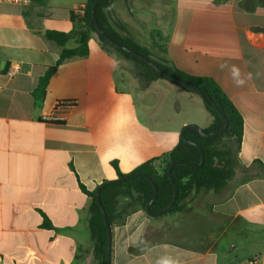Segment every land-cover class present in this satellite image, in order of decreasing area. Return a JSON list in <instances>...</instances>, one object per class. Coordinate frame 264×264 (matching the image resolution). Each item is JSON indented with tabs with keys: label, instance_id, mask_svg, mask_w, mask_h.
I'll use <instances>...</instances> for the list:
<instances>
[{
	"label": "crops",
	"instance_id": "0c3cea01",
	"mask_svg": "<svg viewBox=\"0 0 264 264\" xmlns=\"http://www.w3.org/2000/svg\"><path fill=\"white\" fill-rule=\"evenodd\" d=\"M87 1L0 2V264H93L91 198L81 185L92 192L117 179L112 162L129 174L174 149L186 125L213 122L200 96L163 80L145 85L135 64L108 55L96 34L89 55L62 63L36 105L33 91L60 56L45 33H69L70 12ZM261 3H112L129 35L156 48L155 59L219 84L244 119L245 166L264 163ZM59 101L75 105L61 121H44ZM246 179L238 171L221 192L192 196L170 222L132 214L114 229L112 264H264V178Z\"/></svg>",
	"mask_w": 264,
	"mask_h": 264
},
{
	"label": "trees",
	"instance_id": "16d2710c",
	"mask_svg": "<svg viewBox=\"0 0 264 264\" xmlns=\"http://www.w3.org/2000/svg\"><path fill=\"white\" fill-rule=\"evenodd\" d=\"M32 1L40 5H45L46 3V0ZM261 1V4L264 5V0ZM93 2L94 0H88L83 8L70 12V20L73 28L69 33L58 31H47L45 33L46 39L59 47L60 56L56 65L50 67L40 78L37 88L33 91L32 95L36 105L43 104L50 80L62 63L74 58H85L89 55V43L94 34L98 35L100 45L108 55L115 59L124 58L132 61L137 67L138 74L145 85H149L156 80H163L185 92L200 96L197 92L165 78L142 59L117 48L101 36L92 19ZM112 3L113 0H101L97 6L96 18L101 28L114 41L150 59L165 72L200 88L207 101L215 104L228 121L226 132L215 137L206 138L202 137L195 129L187 130L186 137L202 147L205 159L197 167L174 166L172 173L179 193L175 204L168 213L173 214L182 211L186 207L187 201L202 191L221 192L235 178L238 171L247 175L246 180L264 178V163L262 161L256 160L250 166H245L240 161L239 153L244 136V119L219 84L210 77H201L186 73L166 59H155L151 50L135 41L129 35L127 26L115 18ZM242 6L249 11H254V8L249 7L246 2H243ZM71 41H75V48H67V44ZM205 108L213 117L212 125L207 130H220L224 126L221 115L206 104ZM200 158V151L195 146L181 140L171 151L144 162L131 172L148 174L158 185L159 194L156 202L151 207L152 212H161L170 203L174 195V187L168 177V167L171 162L180 160L188 163H198ZM112 166L116 171L117 179L128 175L120 170L118 162H112ZM107 182L109 181L105 183ZM81 188L91 198L89 230L93 241V264H107V230L95 196L97 189L90 192L83 185H81ZM153 195L154 188L152 184L142 177L107 186L101 191L102 205L107 214L112 231V258L114 254V229L126 224L128 217L139 211L148 216L146 206L152 200ZM45 226L50 227V224L46 223ZM144 248L145 245L141 250ZM130 251L133 252V249H130Z\"/></svg>",
	"mask_w": 264,
	"mask_h": 264
},
{
	"label": "water",
	"instance_id": "95a60500",
	"mask_svg": "<svg viewBox=\"0 0 264 264\" xmlns=\"http://www.w3.org/2000/svg\"><path fill=\"white\" fill-rule=\"evenodd\" d=\"M100 1L101 0H94V2H93V5H92V19L94 21V24H95L97 30H98V33L101 36H103L108 41H110L112 44H114L117 48L122 49L123 51H126V52H128V53H130V54L142 59L145 63L150 65L154 70H156L158 73L163 75L165 78H167V79H169V80H171L173 82L179 83L180 85L197 92L201 96V98L204 101V103L208 107H210L211 109H214L216 112H218L221 115V117H222V119L224 121V126L218 131H209L207 129L201 128V127H199L197 125H194V124H188V125H186L184 127V129L182 131V134H181V139L185 143L195 146L200 151L201 158H200V161L198 163H188V162L180 161V160L171 162V164L168 167V177H169L170 182L172 183V185L174 187V195H173L170 203L161 212L154 213L151 210V207L154 205V203L156 202V200L158 198L159 191H158V185L156 184L155 180L148 174H145V173H131V174L126 175L123 178L116 179V180H113V181H109L107 183H103L102 185H100L97 188L95 196H96L97 203H98V205H99V207L101 209V213L103 215V219H104L106 230H107L106 262H107V264H112V256H111L112 231H111L110 223H109L108 218H107V214H106V212L104 210V207L102 205L101 191L103 189H105L107 186L114 185V184H117V183H120V182H124V181L129 180V179L138 178V177L145 178L152 184V186L154 188V195H153L152 200L146 206V213H147V215L150 218L162 217L163 215L167 214L170 211V209L173 207V205L175 204L176 199L178 197V193H179L178 186H177V184H176V182L174 180L173 173H172V170H173L174 166L183 165V166H187V167H197V166L201 165L204 162V159H205V154H204V150L202 149V147L200 145H198L196 142H194V141H192V140H190V139H188L186 137L187 130L195 129L202 137H206V138L215 137V136L222 135V134H224L226 132V130L228 128V121L223 116L221 110L215 104H211V103H209L207 101L206 97L204 96V94H203V92H202V90L200 88H198V87H196V86H194V85H192V84H190V83H188V82H186V81H184L182 79H179V78H177L175 76L170 75L169 73L165 72L159 65H157L154 62H152L150 59L142 56L141 54H139L137 52H135L131 48L126 47V46L114 41L101 28V26L99 25L98 20L96 18V9H97V6L100 3Z\"/></svg>",
	"mask_w": 264,
	"mask_h": 264
},
{
	"label": "built area",
	"instance_id": "2783aa9c",
	"mask_svg": "<svg viewBox=\"0 0 264 264\" xmlns=\"http://www.w3.org/2000/svg\"><path fill=\"white\" fill-rule=\"evenodd\" d=\"M28 0H0L3 3H22ZM8 74L11 76L14 74L13 71H9ZM75 105L74 101H59L54 107L50 115L43 117V120L46 122H59L62 120V116L68 112Z\"/></svg>",
	"mask_w": 264,
	"mask_h": 264
},
{
	"label": "rangeland",
	"instance_id": "374dc122",
	"mask_svg": "<svg viewBox=\"0 0 264 264\" xmlns=\"http://www.w3.org/2000/svg\"><path fill=\"white\" fill-rule=\"evenodd\" d=\"M147 11V10H146ZM145 11V12H146ZM151 47H149V49L151 50V52L155 55V58H159V55L157 53V50L156 48L153 46V45H150ZM132 62V61H131ZM198 126V125H197ZM202 128V127H201ZM172 219V214L171 213H167L165 215H163L161 218H159V220H165V221H168L170 222ZM247 239V238H246ZM241 240V239H240ZM243 241V240H241ZM246 241V240H245Z\"/></svg>",
	"mask_w": 264,
	"mask_h": 264
}]
</instances>
